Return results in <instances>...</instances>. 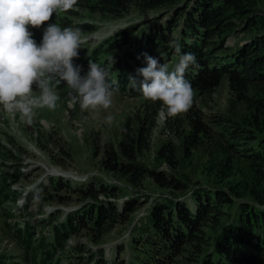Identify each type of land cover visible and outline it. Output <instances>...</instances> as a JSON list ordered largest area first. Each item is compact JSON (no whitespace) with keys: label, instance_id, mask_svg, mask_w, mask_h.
<instances>
[{"label":"rangeland","instance_id":"rangeland-1","mask_svg":"<svg viewBox=\"0 0 264 264\" xmlns=\"http://www.w3.org/2000/svg\"><path fill=\"white\" fill-rule=\"evenodd\" d=\"M257 1L255 13L260 20L263 19L264 26V0ZM191 4V0H178L175 4L155 10L131 7L121 15L114 16L92 13L85 5L77 3L73 10L53 13L48 22L39 28L29 26V30L39 45L49 24L56 23L61 28H79L84 42L78 50L79 57L74 58V64L83 60L92 48L110 38L114 46H120V49L114 52L109 49L102 53L99 62L108 60V66L116 67L122 65L117 61L121 52L126 48L133 50L134 40L142 32L152 31L155 26L166 23L177 7ZM132 26L135 28L127 42H122L123 36L112 39L116 35L120 36L119 31ZM241 28L239 25L238 29ZM255 32L239 30L228 38L226 45L230 48L219 53L223 56L233 55L239 46L252 40ZM260 32L264 33V28ZM173 35L178 36V31H173ZM111 58L114 63L110 62ZM166 64L171 69L175 57H166ZM53 85L60 96L56 109H36L37 115L31 124L21 120L19 113L9 114L0 106V264H36L44 256V253H40L35 259L37 251L35 253L21 244L19 236L27 226L34 232L35 246L40 240H45L46 245L52 243L55 226L63 232L64 247L51 257L50 264H93L99 259H103L105 264H137L148 248L142 223L152 205L177 200L193 203L192 193L195 189L202 192L228 190L226 182L220 181L212 171L214 163L228 157L233 158L234 165V175L228 179L229 182L250 178V164L241 156L247 152L244 148L248 143L228 147L237 139L232 138L219 123L228 124L229 127H244L257 136L256 140H252L253 143L264 139V130L255 126V108L232 88L228 76L210 95L193 90L191 106L209 128L210 134L220 138L226 149L217 144V140L205 137L203 144L194 147L188 155L185 139L191 126L186 120L182 136L166 129L165 123L163 126L158 125L153 131L150 149L138 158L146 166L182 180L184 184L180 189L162 186L150 176L141 185H133L126 177L108 172L101 163L105 148L112 146L120 150L123 126L129 118L142 111L143 98L116 91L112 106L96 114L82 111L78 103L70 106L66 82L63 86L57 83ZM262 88L259 91L252 89L249 95L264 98ZM33 91L39 94L36 85H33ZM109 113L115 117L111 125L105 122ZM186 114L181 113L172 119H184ZM221 132L226 133L225 140L220 136ZM170 143L176 147L175 158L171 161L159 156L160 149ZM104 187L107 190L100 192ZM29 192L34 203L25 207L24 197ZM128 199L138 203L129 219L120 215L102 229L87 219L86 224L82 225L80 217L85 216V210H93L97 204L108 208L113 205L124 214ZM242 201L250 204V198L247 197L235 199L233 205L223 207L224 215L219 225L221 229L236 222ZM68 215H71L70 219ZM62 226L66 230L63 231ZM203 229L211 231L210 225H205ZM186 250L184 256L176 258L181 261L180 264L190 263L185 257L188 254Z\"/></svg>","mask_w":264,"mask_h":264},{"label":"trees","instance_id":"trees-1","mask_svg":"<svg viewBox=\"0 0 264 264\" xmlns=\"http://www.w3.org/2000/svg\"><path fill=\"white\" fill-rule=\"evenodd\" d=\"M82 1L78 0V4L85 5L92 13L115 16L121 15L131 7L155 10L175 4L178 0ZM191 2L189 6L174 9L166 23L155 26L152 31L142 32L134 40L133 50L126 48L119 55L117 61L122 65L114 68L108 66V60L99 62L102 53L109 49L112 52L120 49V46H114L110 38L104 40L101 46L93 48L78 64L82 66V76L87 73L90 60L107 67L110 69L109 79L115 82L114 92L123 91L133 97L144 99L142 111L129 118L123 126L119 141L120 150L109 146L103 150L101 159L103 167L108 172L126 177L133 185H141L148 176L165 187L180 189L184 184L182 180L168 176L164 171L150 168L138 160L141 154L150 149L153 131L158 126L156 122L158 111L162 107L161 101L145 99L138 89L132 88L128 83L129 75L142 79L136 72L138 68L146 66L142 53L147 52L160 58L161 63H166V57L173 55L175 64L171 69L178 63L182 53H194L200 65L198 74L192 75L191 67L186 73V79L191 82L193 90L199 94L210 95L220 85L222 79L228 76L232 88L255 108V126L264 130V98L249 95L252 89L259 91V88H264V33L260 32L264 26L263 19L260 20L255 13L258 1L191 0ZM239 25L242 26L241 29H238ZM134 28L135 26L124 29L118 32L120 36L116 35L112 39L123 36L121 40L125 43ZM175 30L178 31V36L173 35ZM239 30L256 32L252 35V40L239 46L233 55L223 56L219 52L230 48L226 42ZM176 39L181 45V53H177L172 46ZM56 82L59 83V80ZM62 84L64 81H60L59 85L63 86ZM68 91L72 90L68 87ZM255 93L257 95V92ZM197 114V111L190 108L184 117L185 120H173L170 117L165 122L166 129L182 136L185 122L189 121L191 130L185 139L188 155L194 147L203 144L205 137L217 140L216 143L223 146L222 140L210 134L209 128ZM219 124L223 125L224 130L231 134L232 138L237 139L235 142H229L228 147L248 143L244 148L247 152L241 156L243 155L250 164L252 171L250 178L229 182L228 179L234 175V165L233 158L228 157L212 165V171L220 181L226 182L228 190L202 192L195 189L196 191L192 193L193 203L177 200L161 201L152 205L145 222L142 223L148 248L137 264H180L181 261L176 258L184 256L186 249L189 255L185 257L189 264H264V139H258L257 143H253L252 140H256L257 136L244 127ZM181 127L183 130H180ZM225 134L220 133L224 140ZM242 139L251 141L241 142ZM94 145L97 147L96 142ZM175 154L176 147L173 143L164 145L159 151V156L162 155L170 161L175 158ZM106 190L104 187L100 192ZM112 194L115 195L113 192ZM247 197L250 198V204L246 201L240 202L236 222L221 229L219 225L224 215L223 207L233 205L235 199L242 200ZM128 202L124 214L113 205L108 208L103 204H97L93 210L91 208L85 210V216L80 217L81 223L83 225L87 220L93 221L97 228L102 229L106 223L116 221L120 215L127 220L136 211L138 204L133 199H128ZM209 222L213 223L208 224ZM205 225H210L211 231H205L203 229ZM62 229L65 230V227ZM61 238L62 236L57 238L59 245H62ZM29 243L30 241H26L27 245ZM94 264H105V261L99 259Z\"/></svg>","mask_w":264,"mask_h":264},{"label":"clouds","instance_id":"clouds-1","mask_svg":"<svg viewBox=\"0 0 264 264\" xmlns=\"http://www.w3.org/2000/svg\"><path fill=\"white\" fill-rule=\"evenodd\" d=\"M78 0H0V106L12 115L19 113L21 120L31 124L36 109L55 110L60 100L51 83L53 79L66 82L70 106L77 103L82 111L98 114L112 106L114 81L109 79L110 69L89 61L88 71L81 75L82 66L74 64L84 42L80 29L61 28L49 24L38 45L29 26L39 28L53 13L73 10ZM177 53L181 45L172 42ZM146 66L129 75L128 83L138 89L147 100L161 101L157 124L163 126L170 117L187 112L193 103V88L186 73L192 68L197 75L199 63L194 53L185 52L178 63L169 69L160 58L142 53ZM111 63H114L111 58ZM33 85L39 94H34ZM115 117L109 113L105 122L111 125Z\"/></svg>","mask_w":264,"mask_h":264}]
</instances>
